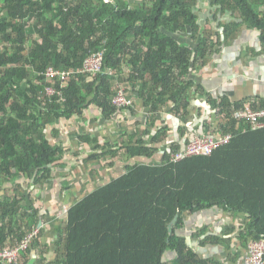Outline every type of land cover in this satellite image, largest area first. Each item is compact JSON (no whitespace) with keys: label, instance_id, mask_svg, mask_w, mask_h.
<instances>
[{"label":"trees","instance_id":"1","mask_svg":"<svg viewBox=\"0 0 264 264\" xmlns=\"http://www.w3.org/2000/svg\"><path fill=\"white\" fill-rule=\"evenodd\" d=\"M0 5V192L5 182H12L17 192L0 194L2 250L42 220L41 205L26 203L21 182L31 187L54 178L67 150L60 123L73 116L87 121L91 105L107 118L120 113L112 96L116 81L125 80L120 77L125 66L129 81L142 80L140 96L151 114L170 101L176 112L192 106L188 95L195 86L194 63L211 55L215 44L209 39L228 41L238 27L203 30L198 0H0ZM213 5L239 11L248 28L260 30L264 43V0H213ZM187 33L195 46L178 39ZM101 49L110 72L91 80L79 73L63 88L65 100L43 95L53 84L45 79L47 68L77 69L91 51ZM209 100L218 108L222 131L234 137L208 156L173 162L167 150L155 161L166 129L153 134L149 143L130 137L116 145L100 143L90 131L78 134L79 142L94 152L86 160L110 158L113 166L115 158L126 155L134 161L123 175L69 207L67 224L52 234L51 245L43 242L42 228L22 252V264H28L33 252L36 264H241L233 241L242 250L264 237V128L241 133L233 107L244 103L228 97ZM251 107H264V100ZM135 122L142 124L139 118ZM49 128L57 144L49 139ZM171 149H179L178 144ZM213 208L242 216V222L219 234H209L206 226L192 237L180 232L188 216ZM208 246L222 251L207 256L200 250Z\"/></svg>","mask_w":264,"mask_h":264},{"label":"crops","instance_id":"2","mask_svg":"<svg viewBox=\"0 0 264 264\" xmlns=\"http://www.w3.org/2000/svg\"><path fill=\"white\" fill-rule=\"evenodd\" d=\"M129 1L131 4H136L138 2V0ZM197 9L201 12L200 23L203 30H223L222 26L226 24H234L238 29L233 38L228 41L222 40L218 42L216 37L209 39L211 43L215 44L211 55L207 61L198 59V63H194V68L191 71V79L195 86L190 89L188 95L192 106L188 108L181 106L180 111L176 112L172 109L174 105L173 101H170L163 111L151 114L150 107L144 105V99L141 97L142 95L140 96L142 93V80L133 79L126 81V83H124V86L126 87H123L129 95L134 96L135 102L132 106L121 110L120 113L111 118L103 117L104 115L102 114V111H100L101 109L97 107L89 109L90 113L86 114L88 116L87 121H89L90 116H93V114L94 119H101L102 126H100V124L97 126L100 128L98 129V132L95 133V131H90L93 135L99 138L100 143L112 142V145H116L115 141H117L120 136L119 143L123 140L128 141L130 137H133L135 141L143 137L147 139V142L149 143L151 141L150 137H152L153 134L157 133L158 130L166 129L167 132L164 140L157 144L159 151L155 155V161L159 162L160 159L158 158V153L161 154L164 153L165 150H168L169 144H171L172 147L176 143L180 148L188 138L202 133L205 129L213 131L221 130L222 132L221 125L223 122L218 115V108L211 104L209 100L210 97L213 98V101H220L221 98L228 97L232 103L243 102L244 106L251 104L257 106L261 105L264 100V43L260 39V30L257 28H248L237 10L218 9V5H213V0H198ZM260 11L263 12L264 7H261ZM183 38L186 39L183 41H188L192 46H195L190 38V33L184 34ZM236 110L238 109L233 107L234 116ZM99 114L100 117L97 118V115ZM137 118L141 120L142 124H136L135 121ZM92 120L90 121L92 122ZM118 120L122 122V126L116 124L118 123ZM87 121H84L83 119L82 121L80 120V122H83L82 124ZM132 122L133 124H131ZM66 124H69V122ZM61 126L62 124L58 127L61 129L62 136H65L63 132L64 128L62 129ZM146 128L149 130L148 135V131H145ZM74 130H76L75 132H77V134H81L84 131L82 128L79 130L74 128ZM135 132L138 133V135H135ZM75 141H77L75 144L77 145L76 148H78V151L79 149L84 148L83 146L80 147L81 144L78 142V139ZM91 145L93 146L94 144ZM78 151L66 150L62 157L67 153H71L74 158L78 156L79 161L82 162V164H85L84 169L75 164V160H71L70 165L60 163L53 172V179H49L44 185L36 186L39 188L38 191H42L41 198H44L43 201H38V204H44L49 213L50 211L51 213L58 212V210L62 208V205H65L67 202H70V205H67V208L69 209L71 205L91 193L93 188H98V186H102L103 183H109L112 180L110 178H117L123 175L126 172L127 165L131 162L125 159L115 158L114 165L111 166V159L109 157H107L109 158L108 160L101 159L100 161L93 162L86 160L88 154H94L91 148L89 152L78 153ZM102 160L103 162L99 163ZM131 160H133V158ZM151 160L153 159L151 158ZM104 164L109 166H107V168H102ZM77 169L80 173L85 175L87 179L86 185L85 183H81V186H85L86 188L85 192L76 201H63L64 196L66 197V200H69L73 195L69 191L71 190L72 185H69L68 187H70V189L65 187L63 196L60 194L58 201H53L54 197L52 191L55 193V189H60L68 183H66V185L63 182L57 183L54 187V185L52 186L51 181H56L55 177L61 173H63L64 176H66L67 172H72L76 175ZM90 182L93 183L94 187L89 188V186H87ZM76 193L80 194V188L78 190L76 189ZM55 204L58 206L57 208L54 207ZM61 212L62 211L58 213L60 214ZM58 213L53 217L49 216L50 218L48 220H44L43 229L45 228V232L43 235L46 237L47 235L51 237L53 233L58 231L56 229L58 228L57 226H66L67 220L54 221L55 218L59 216ZM240 217L242 218V216ZM240 217H232L227 212L224 213L220 208L204 210L188 216L186 218V226L184 229L180 230V232L192 237L196 230L206 226L209 228V234H219L224 231L227 225H236L238 219L240 224L242 222ZM43 218L44 216L42 215L41 219ZM236 226L238 227L239 225ZM50 237L49 243L52 239ZM194 243L197 244L196 241H194ZM232 245L235 248L234 251L239 252L238 250H240L241 252L239 253L242 255L246 251V249L241 250L237 244H234V241ZM208 247L210 248H202L200 251L207 256H212L222 251L221 248L219 251L215 246ZM36 262L37 261L35 260L34 264H36Z\"/></svg>","mask_w":264,"mask_h":264},{"label":"built area","instance_id":"3","mask_svg":"<svg viewBox=\"0 0 264 264\" xmlns=\"http://www.w3.org/2000/svg\"><path fill=\"white\" fill-rule=\"evenodd\" d=\"M104 53L105 49L91 51L84 60L82 68H75L74 72L70 69L47 68L44 73L45 79L48 83L52 81L53 84L49 83L46 86L43 95L46 98L48 97L47 99L59 95L62 100H65L63 88L69 84L71 78L76 74L75 72L90 76V74L95 75L105 71ZM58 84L59 88L57 87ZM134 102V96L129 95L123 86L112 96V104L120 110L127 109ZM235 118L239 122L237 130L241 133L264 128V108H253L251 105H246L236 110ZM233 137L234 134L231 131L221 132V130L205 129L202 133L188 138L184 145L177 150H172L171 144H169L168 152L173 162L192 156H208L216 149L229 144ZM40 222L38 225H34L32 229L27 230L22 239L0 250V264H22V252L30 248L41 233L44 220L42 219ZM241 264H264V237L249 242L246 251L242 255Z\"/></svg>","mask_w":264,"mask_h":264},{"label":"rangeland","instance_id":"4","mask_svg":"<svg viewBox=\"0 0 264 264\" xmlns=\"http://www.w3.org/2000/svg\"><path fill=\"white\" fill-rule=\"evenodd\" d=\"M138 1H140V0H138ZM0 6H2V5H0ZM183 37V36H182ZM178 39H180L181 41H183V40H186L185 38H180V37H178ZM3 44L0 42V46H2ZM88 56V55H87ZM87 58V57H86ZM85 58V59H86ZM84 63V62H83ZM83 66V65H82ZM82 66L80 67V68H82ZM79 68V69H80ZM73 70H75V68H70V71H72V72H74ZM125 74H123L124 76H120V77H123V78H126L125 80H121L122 78H120V79H118L117 81H116V84H115V91L117 92V90H119V88L120 87H122V86H124V83H126V81H129L128 80V78L130 77V74H128V71H129V68L127 67V66H125ZM107 72H110V69L108 68V67H105V71H102V72H100V73H97V74H90V76L89 75H86V74H84V73H81V74H83V75H86L87 76V79L88 80H91V79H93V78H95L97 75H99V74H102V73H107ZM76 74H74V76H73V78H71V80H73V79H78V77H77V75L79 74V73H77V72H75ZM124 87H126V86H124ZM95 106H93V105H91L89 108H87L86 109V111H85V115L86 114H89L90 112H89V109H93ZM101 111V110H100ZM84 115V116H85ZM100 117V114L99 115H97V118H99ZM104 117V116H103ZM119 118V117H118ZM82 117H78V116H73V118L72 119H70V121H69V124H66V122H63L62 123V126H61V128L63 129L64 128V130H63V132H64V137H66V139H67V142L65 143L66 144V146H65V149H67L68 151H78V148H76V142L77 141H75L77 138L76 137H78V134H77V132H75L76 130H74V128H77V130H79V129H83L84 131L83 132H86V131H95V133L96 132H98V129H100V128H98L97 126L100 124V126H102L101 125V119H94V114H93V116H90V118H89V121H87L86 123H84V124H82L83 122H80V120L82 121ZM93 119V120H92ZM127 119V118H126ZM90 120H92V122L90 121ZM117 125H120V126H122V122H120L119 120H118V123H116ZM131 124H133V122L131 123ZM60 125H61V123H60ZM68 130H69V132H68ZM132 130H133V128H132ZM139 131H140V129H139ZM69 133H71V134H69ZM120 133V132H119ZM47 135L49 136V139L54 143V144H57L58 142H59V140L56 138V136H55V133H54V131L52 130V129H47ZM120 135H121V133H120ZM121 138V136L118 138V140L117 141H115L116 143H118V141H119V139ZM80 140L78 139V142H79ZM78 144V143H77ZM81 145H80V147H84V148H82V149H79V151H78V153H82V152H89V147L87 146V145H84L83 143H80ZM165 151H167V150H165ZM165 151H164V153H165ZM163 153V154H164ZM123 154V153H122ZM125 155V154H124ZM67 156V157H66ZM162 157V154H160V153H158V158L160 159ZM126 158V159H125ZM129 158H131V157H129V156H124V159L125 160H127V159H129ZM123 159V160H124ZM71 160H75L74 162H75V164H77V165H79L81 168H83L84 169V167H85V164H82V162H80L79 161V157L78 156H76L75 158H74V156L73 155H71V153H67V154H65L64 155V157H62V158H60V163H64L65 165H70V163H71ZM130 161H132V160H130ZM129 161V162H130ZM103 162V160L101 161V162H99V163H102ZM107 166H109V165H107V164H104L103 166H102V168L103 167H106L107 168ZM101 168V169H102ZM83 169H82V171H83ZM108 169H109V167H108ZM111 170V169H110ZM106 178V177H105ZM107 178H110V177H107ZM110 179H113V178H110ZM55 180L56 181H51V184H52V186L54 185V187L56 186V184L57 183H65V185H66V183H68L66 186H64V187H61L60 189H55V193H54V191H52L53 192V201H58V197H59V195L60 194H62L61 196H63V194H64V191H65V187H68L69 185H72V188H71V190H69L70 192H71V194H73L72 196H71V199L69 198V200H66L65 198V196H64V200L63 201H76L79 197H81L82 196V194L85 192V190H86V188H85V186L84 187H82L81 186V183H85V185H86V181H87V179H86V177H85V175H83L82 173H80L79 171H78V169H77V173H76V175H74L72 172L71 173H66V176H64L63 175V173H61V174H59L58 176H56L55 177ZM59 182H58V181ZM46 182H48V181H46ZM22 186L23 187H25L26 189H25V195L27 196V204L29 203V202H31V201H43V199L41 198L42 197V191H38V187H36V186H32L31 185V187H28V182L26 181V180H24V179H22ZM20 184V183H19ZM104 184V183H103ZM102 184V185H103ZM12 185V182H10V183H8V182H5L4 184H3V188H2V191L0 192V194L1 195H3L4 193H7V195H16L17 194V192L15 193V189H16V187H12L11 186ZM87 186H89V188H92V187H94V185H93V183H88L87 184ZM53 187V188H54ZM99 187V186H98ZM17 188H18V186H17ZM80 188V194H78V193H76V189L78 190ZM97 187H95V188H93L91 191H93V190H95ZM19 189V188H18ZM67 189H70V187H68ZM67 191V190H66ZM57 196V197H56ZM2 197V196H1ZM38 197H39V200H38ZM38 205V204H37ZM40 205V204H39ZM39 205L38 206H36V207H39ZM67 205H70V202H67L65 205H62V208H60L59 210H58V212H60V211H62L60 214L56 211V213H51V211H50V213L48 212V210L46 209V206L44 205V204H42L41 206H40V214L41 215H43L44 216V218H43V220H48L50 217H53L55 214H57L58 213V217L57 218H55V220L54 221H60V220H62V221H66L67 219H66V211H67ZM54 207H58L56 204H55V206ZM65 207V208H64ZM44 213H45V215H44ZM47 213H49V214H47ZM50 216V217H49ZM236 225H239V219H238V221H237V223H236ZM57 227H59V226H57ZM57 230H58V228H56ZM49 235H47V237L44 235L43 236V242L45 243V244H49V245H51L52 243L50 242L49 243ZM46 238H47V242H46ZM50 238H52V237H50ZM51 241V240H50ZM234 244H237V246H238V244L239 243H237V239H235L234 240ZM211 252V251H210ZM211 253H213V252H211ZM51 258H52V256H50Z\"/></svg>","mask_w":264,"mask_h":264},{"label":"water","instance_id":"5","mask_svg":"<svg viewBox=\"0 0 264 264\" xmlns=\"http://www.w3.org/2000/svg\"><path fill=\"white\" fill-rule=\"evenodd\" d=\"M161 154H162V153H161ZM143 159L146 160V161H149L148 158H145V157H144ZM132 161H134V159H133ZM40 225H41V222H40ZM35 259H36V254H35V252H33V257L30 259V261L28 262V264H34Z\"/></svg>","mask_w":264,"mask_h":264}]
</instances>
